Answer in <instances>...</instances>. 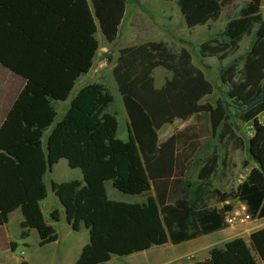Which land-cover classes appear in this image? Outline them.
Here are the masks:
<instances>
[{
  "label": "trees",
  "instance_id": "16d2710c",
  "mask_svg": "<svg viewBox=\"0 0 264 264\" xmlns=\"http://www.w3.org/2000/svg\"><path fill=\"white\" fill-rule=\"evenodd\" d=\"M26 0H0V7ZM188 16L201 25L211 13L210 0H178ZM261 0H249L221 33L198 46L200 59H215L224 99L204 102L213 87L184 48L173 51L162 42L122 48L112 71L125 114L126 142L116 139V115L110 92L99 85L82 89L47 139L0 154V226L19 209L22 240L30 231L39 246L56 242L39 204L47 198L44 177L59 161L78 170L77 181L52 185L74 231L86 228L89 244L75 264H105L112 256L127 257L165 245L178 246L222 232L228 227L222 205L235 200L252 220L264 219V20ZM103 33H108L102 27ZM248 50L237 56L240 43ZM97 40L70 22L62 21L29 82L53 101L66 102L78 80L87 75L99 49ZM237 56V57H236ZM108 63L111 62L107 56ZM162 69L171 79L157 90L153 73ZM175 121L186 123L164 143L158 132ZM250 125L247 144L238 136ZM245 151L246 179L232 192L213 185L220 159L211 141ZM194 177V181L191 180ZM123 197H144L143 204L110 201L105 185ZM50 220L58 223L53 211ZM196 264H264V229L249 243L235 239L213 249Z\"/></svg>",
  "mask_w": 264,
  "mask_h": 264
},
{
  "label": "crops",
  "instance_id": "0c3cea01",
  "mask_svg": "<svg viewBox=\"0 0 264 264\" xmlns=\"http://www.w3.org/2000/svg\"><path fill=\"white\" fill-rule=\"evenodd\" d=\"M62 21L70 22L94 37L98 42L99 49L93 59V66L89 73L78 80L68 100L60 103L53 101L47 94L33 86L29 82V78ZM96 21L94 8L85 0H26L0 7V154L37 142L41 143L42 149L46 153V141L49 134L66 115L73 99L79 92L92 85L103 86L110 92L113 104L108 112L111 114L116 112L117 131L120 129V124L128 123L116 83L112 77L118 52L122 48L112 52V43L106 41V44H102L103 39L106 40V36L102 33L100 40L98 35L100 24L97 28ZM101 56H103V60L98 62ZM107 56L111 58L110 63L107 61ZM97 62L100 63L102 69L106 70L103 73L104 77L96 78L95 73H93ZM153 79L155 88L161 89L163 84L157 83L154 75ZM114 105H116V111L113 109ZM173 124L178 125L172 130H166L167 126H164L158 132L160 144L169 139L176 130L186 126V123L180 121H175ZM127 139L128 135L125 141H120L126 142ZM53 167L44 177L47 198L39 204V207L45 223L56 232V242L40 247L35 231H30L28 238L22 240L20 238V226L24 220L21 211L17 209L9 215L8 222L0 226V240L5 247V256L0 259V264H75L82 250L89 244L88 230L86 228H81L79 231L72 229L67 221L64 208L51 188L53 184L60 185L74 181L83 184V176L77 170L79 175L74 179L63 183L50 181V184L47 185L46 178L52 173ZM107 185L111 187L110 184H106L105 190H107ZM145 202V198L140 197L139 203L134 204ZM226 203L239 204L235 200L224 204ZM53 211L59 213L58 223L50 220L49 215ZM12 221H16L19 231L15 240L9 236V226ZM255 221H258V225L254 232L264 229V219ZM34 234L37 235L39 249L45 250L50 246H58L59 249L55 248L53 251H45L44 253L31 251L28 240ZM239 234L235 228L227 227L222 232L178 246L168 244L162 247H151L147 251L127 257L112 256L110 261L105 264H190L188 262L195 261L198 257H201L200 262L202 263L208 258L211 250L223 249L225 244L232 240L243 239L249 243V237L252 233L247 240ZM215 236H221L223 240L214 241ZM206 239L207 241H204ZM221 242H224L223 245L218 247Z\"/></svg>",
  "mask_w": 264,
  "mask_h": 264
},
{
  "label": "rangeland",
  "instance_id": "374dc122",
  "mask_svg": "<svg viewBox=\"0 0 264 264\" xmlns=\"http://www.w3.org/2000/svg\"><path fill=\"white\" fill-rule=\"evenodd\" d=\"M89 3L96 14V26L98 28L99 37H102V27H105L108 33H105L106 40L103 39L102 44L106 41L112 43V52L117 49L126 48L131 45H138L146 42L162 41L166 43L173 51L185 49L191 55L193 65L199 69L212 85L214 91L211 97L204 102L214 104L218 99H224L226 96V87H224L218 79V62L213 59H200L197 54L198 46L212 35L222 32L225 24L237 13L249 0H210L211 13L204 17L201 25L196 20L188 16L189 9L178 5V0H85ZM260 13L264 20V0H261ZM104 34V33H103ZM251 43L250 38H245L240 43V50L237 56L248 50ZM236 56V57H237ZM103 60V56L98 62ZM98 62L95 65L93 73L95 77H104L105 69L100 67ZM98 64V65H97ZM155 80L159 84L165 85V82L171 79V75L162 69H157L153 73ZM109 76V75H108ZM84 81V80H82ZM114 111L117 110L116 105L113 106ZM116 115V112H114ZM264 123V116L261 117ZM178 124L168 125L166 130L174 129ZM117 131V139L125 141L127 136V122L120 124ZM252 128L250 125H240L238 136L247 144L252 137ZM211 149L215 148L220 159V166L217 174L213 178V185L222 192H232L247 177L248 170L243 169L244 162H249L245 151L234 149L231 144L219 145L216 140H212ZM45 148V147H44ZM47 148V141H46ZM250 163V162H249ZM253 167V164L250 163ZM79 172L70 171L65 161H60L53 167L52 173L47 176L46 184L50 181L57 183L68 182L74 179ZM195 177V176H194ZM191 176V180H195ZM107 196L110 200L123 202L128 204L139 203L140 197H123L106 186ZM50 197L51 194H49ZM226 214V222L228 228L233 227L240 233L239 235L246 240L253 233L258 225V221L252 220L246 208L237 203H226L223 205ZM18 229L16 221H12L9 226V236L15 240L17 238ZM214 241L223 240L220 236H215ZM204 241H207L204 240ZM210 241V239H209ZM31 251L44 253L45 251H53L58 246H50L45 250L39 249L37 245V235L31 236L28 240ZM224 242L217 246L221 247ZM216 245V244H215ZM215 245H213L215 247ZM213 247V248H214ZM59 253V252H58ZM5 256V247L0 240V259ZM201 257L190 264L199 263ZM201 263V262H200Z\"/></svg>",
  "mask_w": 264,
  "mask_h": 264
},
{
  "label": "built area",
  "instance_id": "2783aa9c",
  "mask_svg": "<svg viewBox=\"0 0 264 264\" xmlns=\"http://www.w3.org/2000/svg\"><path fill=\"white\" fill-rule=\"evenodd\" d=\"M247 219H249V215H247V217H246Z\"/></svg>",
  "mask_w": 264,
  "mask_h": 264
}]
</instances>
